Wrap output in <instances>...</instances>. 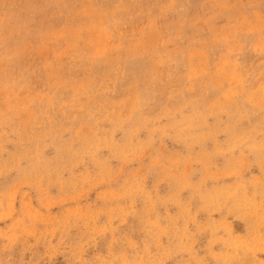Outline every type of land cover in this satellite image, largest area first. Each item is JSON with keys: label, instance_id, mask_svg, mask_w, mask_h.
Instances as JSON below:
<instances>
[{"label": "rangeland", "instance_id": "obj_1", "mask_svg": "<svg viewBox=\"0 0 264 264\" xmlns=\"http://www.w3.org/2000/svg\"><path fill=\"white\" fill-rule=\"evenodd\" d=\"M0 264H264V0H0Z\"/></svg>", "mask_w": 264, "mask_h": 264}]
</instances>
